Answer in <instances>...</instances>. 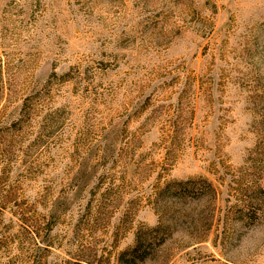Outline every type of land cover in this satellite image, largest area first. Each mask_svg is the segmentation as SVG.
<instances>
[{
	"label": "rangeland",
	"instance_id": "obj_1",
	"mask_svg": "<svg viewBox=\"0 0 264 264\" xmlns=\"http://www.w3.org/2000/svg\"><path fill=\"white\" fill-rule=\"evenodd\" d=\"M0 264H264V0H0Z\"/></svg>",
	"mask_w": 264,
	"mask_h": 264
},
{
	"label": "trees",
	"instance_id": "obj_2",
	"mask_svg": "<svg viewBox=\"0 0 264 264\" xmlns=\"http://www.w3.org/2000/svg\"><path fill=\"white\" fill-rule=\"evenodd\" d=\"M185 183H186V182H185ZM135 251H136L135 249L132 250V252H135ZM125 255H126V254H122V256H121V258H120L121 261H123V257H125ZM125 260H128V259H124V261H125Z\"/></svg>",
	"mask_w": 264,
	"mask_h": 264
}]
</instances>
